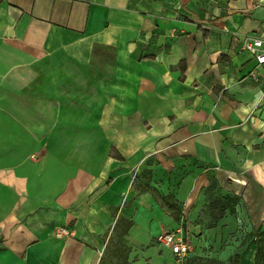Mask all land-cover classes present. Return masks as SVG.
Here are the masks:
<instances>
[{
	"label": "crops",
	"instance_id": "0c3cea01",
	"mask_svg": "<svg viewBox=\"0 0 264 264\" xmlns=\"http://www.w3.org/2000/svg\"><path fill=\"white\" fill-rule=\"evenodd\" d=\"M250 37L264 0H0V264H255Z\"/></svg>",
	"mask_w": 264,
	"mask_h": 264
},
{
	"label": "built area",
	"instance_id": "2783aa9c",
	"mask_svg": "<svg viewBox=\"0 0 264 264\" xmlns=\"http://www.w3.org/2000/svg\"><path fill=\"white\" fill-rule=\"evenodd\" d=\"M244 50L252 54L259 65L264 64V39L250 37L244 44ZM60 235H67V230H61ZM158 242L171 249L176 256L177 264H184L185 258L190 251L191 247L184 241L181 232H172L158 237Z\"/></svg>",
	"mask_w": 264,
	"mask_h": 264
},
{
	"label": "trees",
	"instance_id": "16d2710c",
	"mask_svg": "<svg viewBox=\"0 0 264 264\" xmlns=\"http://www.w3.org/2000/svg\"><path fill=\"white\" fill-rule=\"evenodd\" d=\"M217 208H222V206H217ZM225 214V208H223L221 210V212L219 214H217V219L223 217ZM255 234H257V238L256 239H252L248 240L249 244H253L257 246V253H256V257H255V264H264V231L259 230L257 233L255 232V230H253L251 232V237L254 236Z\"/></svg>",
	"mask_w": 264,
	"mask_h": 264
},
{
	"label": "rangeland",
	"instance_id": "374dc122",
	"mask_svg": "<svg viewBox=\"0 0 264 264\" xmlns=\"http://www.w3.org/2000/svg\"><path fill=\"white\" fill-rule=\"evenodd\" d=\"M118 246H119V243L117 242L116 237L112 236L111 240H109L108 242V248H107L108 256H110L111 253L118 248ZM107 261H108V258H107ZM112 262H114V260Z\"/></svg>",
	"mask_w": 264,
	"mask_h": 264
}]
</instances>
